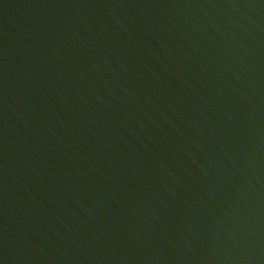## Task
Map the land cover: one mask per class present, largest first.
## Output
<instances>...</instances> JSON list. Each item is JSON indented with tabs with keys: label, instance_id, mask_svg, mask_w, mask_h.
I'll use <instances>...</instances> for the list:
<instances>
[{
	"label": "water",
	"instance_id": "water-1",
	"mask_svg": "<svg viewBox=\"0 0 264 264\" xmlns=\"http://www.w3.org/2000/svg\"><path fill=\"white\" fill-rule=\"evenodd\" d=\"M0 264H264V0H0Z\"/></svg>",
	"mask_w": 264,
	"mask_h": 264
}]
</instances>
